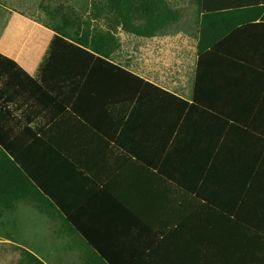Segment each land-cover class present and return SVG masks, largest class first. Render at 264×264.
Instances as JSON below:
<instances>
[{"label":"crops","instance_id":"obj_1","mask_svg":"<svg viewBox=\"0 0 264 264\" xmlns=\"http://www.w3.org/2000/svg\"><path fill=\"white\" fill-rule=\"evenodd\" d=\"M17 12L9 14L0 35V53L37 77L56 31ZM246 28L264 30V21L241 25L222 40ZM23 29H37L41 35L29 50L32 55L38 52L35 59L24 60L18 51L21 47L12 49L5 41L6 34ZM138 84L167 92L129 68L97 55L71 104L75 115L132 156L104 185L41 136L13 161L107 264H161L151 248L185 220L183 230L166 252L174 264H254L250 250L255 236L243 226L264 236V128L253 126V119L238 122L235 116L240 114L236 112L187 110L160 114L169 125L172 115H180L172 132L169 125L131 127L128 121L138 104L134 108L130 96L134 93L132 87ZM124 98L130 106H125L120 115L117 104ZM8 109L15 119L20 117L16 104H9ZM189 114L208 116L218 123L225 120L227 126L189 128V134L183 135V120ZM118 120L119 131H111L109 124ZM8 183L9 187L3 184L5 194L14 196L18 187L11 179ZM203 204L237 223L212 209L189 219ZM200 232H206L211 240L207 250L211 257L203 261L189 255V241L193 242V236ZM261 245L253 248L257 250L256 258L261 256Z\"/></svg>","mask_w":264,"mask_h":264},{"label":"rangeland","instance_id":"obj_2","mask_svg":"<svg viewBox=\"0 0 264 264\" xmlns=\"http://www.w3.org/2000/svg\"><path fill=\"white\" fill-rule=\"evenodd\" d=\"M99 1L106 2L0 0V35L8 23L9 14H17V11L38 19L56 31L57 25L66 21L78 19L82 24L86 22ZM167 1L180 19L168 32H157L155 36L137 35L122 26L113 29L110 25L113 18L109 15H105L100 23L97 21L103 30H111L119 39L120 46L114 59L167 91H160L152 85L145 88L141 84L133 86L130 100L134 108L138 105L128 121L129 126H168L169 120H163L160 114L187 110L236 112L240 114L235 116L238 122L253 119V126L264 128V41L261 40L264 30H239L234 37L219 41L199 55L196 28L200 20L201 0ZM12 33L5 35L9 47H21L18 51L24 60L28 57L35 59L38 52L32 55L29 50L35 39L41 38L38 30L23 29ZM120 101L122 103L117 104V109L121 115V110L130 104L125 98ZM252 112L259 115L246 116ZM146 113L149 115L146 116ZM178 117L180 115H172L170 119L168 127H171V132L178 125ZM214 121L217 120L208 116L189 114L183 120L186 132L182 129V134H189V128L227 126L225 120L221 123ZM119 124L118 120L108 127L118 132ZM186 143L190 145L191 142ZM35 199L30 197L18 201L15 195L3 193L0 196V264H29L30 255L45 264H83L79 242L73 234L64 231L60 218L52 217L48 213L49 208L45 211Z\"/></svg>","mask_w":264,"mask_h":264},{"label":"trees","instance_id":"obj_3","mask_svg":"<svg viewBox=\"0 0 264 264\" xmlns=\"http://www.w3.org/2000/svg\"><path fill=\"white\" fill-rule=\"evenodd\" d=\"M105 1L95 4L91 17L83 24L77 19L57 25L48 55L41 64L37 77L31 76L15 60L0 53V149L3 154L0 157V196L6 191L3 184H8L9 187L8 182L11 179L12 184L18 187L15 197H36L38 204L45 211L49 208L48 213L52 217L60 218L64 231L73 234L79 242L83 264L107 263L55 204L20 170L13 158L33 139L41 136L100 185L107 183L132 160L130 154L112 144L75 115L70 109L71 104L97 55L117 62L114 57L120 46L119 39L111 30L105 31L99 24L105 15L113 18L110 24L113 29L122 26L125 30L141 36L168 32L180 18L167 0ZM200 7V20L196 28L199 55L237 27L264 21V0H201ZM9 104H16L21 110L19 118H14L13 111L8 109ZM206 209H212L228 218L211 206L203 204L189 219L200 214L202 216ZM185 224L186 220L151 248L152 255L161 264H174L171 254L169 256L166 252ZM243 228L255 236L251 241L253 248L262 244L260 257L256 258L257 250L253 248L250 255L254 264L263 263L264 236L245 226ZM210 242L206 232L196 233L193 242L189 241V255L192 259H209L211 254L207 250ZM29 264L45 262L30 255Z\"/></svg>","mask_w":264,"mask_h":264}]
</instances>
